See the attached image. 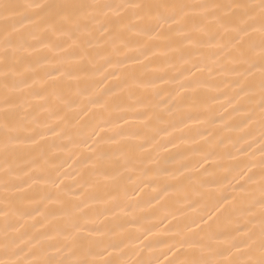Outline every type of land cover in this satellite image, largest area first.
<instances>
[{
  "label": "snow or ice",
  "instance_id": "1",
  "mask_svg": "<svg viewBox=\"0 0 264 264\" xmlns=\"http://www.w3.org/2000/svg\"><path fill=\"white\" fill-rule=\"evenodd\" d=\"M0 264H264V0H0Z\"/></svg>",
  "mask_w": 264,
  "mask_h": 264
},
{
  "label": "bare ground",
  "instance_id": "2",
  "mask_svg": "<svg viewBox=\"0 0 264 264\" xmlns=\"http://www.w3.org/2000/svg\"><path fill=\"white\" fill-rule=\"evenodd\" d=\"M115 2H120V0H115ZM189 2H199V0H189ZM157 63L158 64H163V61L162 60H157ZM99 78V75L98 77ZM221 111H223L221 109ZM232 135H237L238 133L236 132H233L231 133ZM178 135V134H177ZM188 148L187 145H182L181 146V150L184 151ZM80 151H87V148L86 146L82 145L81 146V149ZM176 150H173V153H175ZM67 157H65L66 159ZM240 158L241 159H245V157H243V155L241 154L240 155ZM73 159H75V157H73ZM193 159H198L197 156H193ZM173 163L172 160H169V164L171 165ZM226 164L227 163H232L231 161H226L225 162ZM72 164V160L69 159L68 160V163L64 165V169H67V171L70 173V178L66 181L67 183L69 184H73L74 185V190L75 189H78V185H75L74 184V180L72 179L73 177L76 176V169H77V165H73L72 167H68V165ZM64 169H61V171H63ZM131 175V180L128 182L129 183V186L130 188L132 186H134V182L137 180V176L136 174H130ZM221 175H223V173H221ZM229 183L232 184L233 187H235V182L232 180V177L229 176L228 177V180L224 181L222 185L220 186H213V189L215 190L217 187L220 188V191H224L225 189H228L229 191H231V189L229 188ZM150 191V189L148 188H145V193H148ZM219 194V192L217 193ZM152 195H155V193H152ZM152 204L155 206V207H150L147 203V198L145 197L142 201H141V204H140V207L143 209V211H137L136 212V215L137 216H140V217H144L146 220L150 221L151 223H154V224H159L160 223V219L162 218V210L158 211V209H160V205H156V202L153 200L152 201ZM188 215L189 216H195L196 213L195 212H192L191 210H188ZM184 219L181 218V221L180 223L177 225V222L174 221L173 222V225H169V227H172L173 228V233L176 231V228H183L184 227ZM165 224H167L168 222L167 221H164ZM173 233H169V232H165L164 231V226L161 225L160 228L157 230V238H168L170 237ZM164 251H167L166 247L161 245L159 248H157L156 250V255H160L161 252H164ZM171 254H169L170 256ZM164 258L161 257V260H163Z\"/></svg>",
  "mask_w": 264,
  "mask_h": 264
}]
</instances>
